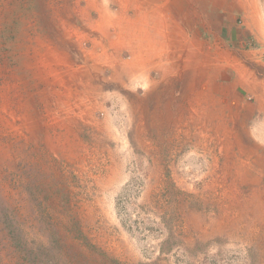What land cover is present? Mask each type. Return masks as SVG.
I'll use <instances>...</instances> for the list:
<instances>
[{
    "label": "rangeland",
    "instance_id": "rangeland-1",
    "mask_svg": "<svg viewBox=\"0 0 264 264\" xmlns=\"http://www.w3.org/2000/svg\"><path fill=\"white\" fill-rule=\"evenodd\" d=\"M234 1L0 0V264H264L260 22Z\"/></svg>",
    "mask_w": 264,
    "mask_h": 264
},
{
    "label": "crops",
    "instance_id": "crops-1",
    "mask_svg": "<svg viewBox=\"0 0 264 264\" xmlns=\"http://www.w3.org/2000/svg\"><path fill=\"white\" fill-rule=\"evenodd\" d=\"M156 1H159V0H156ZM227 3H231L233 5L236 3L238 5H242L243 7L241 10H242L243 14H245V17H246L245 20L246 21L256 22V20H259V22H260L258 25L259 30L255 29L257 27V24H254L255 28H253L252 24L246 23L244 32H242L240 34L246 38L245 41L248 40V37H250L251 39L252 38L255 39V44H256L255 46L256 47L254 49H252L250 43L247 46L245 44L244 45L242 44L243 50L239 51V53L247 54V53H251V52H255V51L259 52V54L263 53V54H260V60H261V62H263V65H264V23H263V21H261V19H263V17L261 18V15L264 13V0H237L234 2H227ZM159 4L161 5V3H159ZM156 6L157 5H154L152 7L149 6V10L150 11L151 10L157 11V10H161V7H162L163 11L166 12L165 11L166 10L165 5L159 6L158 9L156 8ZM255 6H261V7H255ZM188 10H189L188 12L184 13L185 16L183 18L185 20H187L189 18V16L192 15V11H190V9H188ZM249 17H251V18H249ZM149 21L151 22L150 26H152L153 29L159 28V33L157 35L161 37L158 40L152 41L154 43H157L159 41V43H160L159 47H155L151 41H149L148 44L144 45V46L149 45L148 50H146L150 54V57H148V68H150V67L156 68L157 64H152L151 61L165 60L166 56H167L166 50H164V46H166V43H167L165 38L168 35L167 30L165 29V26H164V23L166 22V20H163L158 13L154 12L153 14L150 13L149 17H146L145 22L148 23ZM181 32H182V36H183V34H185L183 28H181ZM181 39H182V42L188 43V45H190V48H194V46H196V44L193 41L185 42L184 37H181ZM242 45L239 47L241 48ZM135 46H136V44H135ZM244 48H245V51H244ZM135 51L136 50L134 48V52ZM209 54H211V53L209 52V53L203 54L202 55V57L204 58L203 59L201 56L193 53V51H191V50L187 52V54H186L188 56V58H187L188 64L187 65L189 66L188 71H190V73H188V78L190 80H191V78L192 79L198 78L201 75H203V77L204 76L207 77L210 81V77H211L210 72H211L212 68L209 65L210 60H211V58L209 57L210 56ZM200 59L202 61H200ZM159 68H165V66H163L161 64ZM172 72H173V70L168 71V72L163 71L162 74L164 77H166L168 74L171 75ZM138 74L144 76V74H146V73L144 71H141L139 66H136V65L131 66L130 76L137 78ZM262 82L264 83V76L257 80V82H256L257 84H256L255 88H253L252 93H253V96H254L256 102H255L254 109L251 110V111H254L253 114L247 115L248 116L247 119H250L251 115L255 116V118H256L255 124H254L255 131L257 133H260V135L258 134V137H260L258 139H260L259 142L262 143L261 145L264 146V94H262V92H260L258 89V84L262 85ZM239 87L240 88L243 87V90L245 92H247L246 89L250 90L252 88L250 86L245 85V83L240 84ZM262 213H264V211H262Z\"/></svg>",
    "mask_w": 264,
    "mask_h": 264
}]
</instances>
